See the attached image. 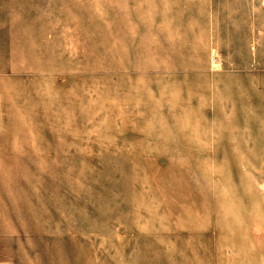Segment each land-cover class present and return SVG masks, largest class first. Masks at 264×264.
<instances>
[{"label":"rangeland","instance_id":"obj_1","mask_svg":"<svg viewBox=\"0 0 264 264\" xmlns=\"http://www.w3.org/2000/svg\"><path fill=\"white\" fill-rule=\"evenodd\" d=\"M3 264H264V0H0Z\"/></svg>","mask_w":264,"mask_h":264},{"label":"crops","instance_id":"obj_2","mask_svg":"<svg viewBox=\"0 0 264 264\" xmlns=\"http://www.w3.org/2000/svg\"><path fill=\"white\" fill-rule=\"evenodd\" d=\"M0 264H3V262L0 261Z\"/></svg>","mask_w":264,"mask_h":264}]
</instances>
